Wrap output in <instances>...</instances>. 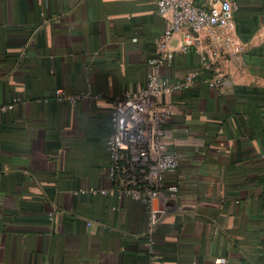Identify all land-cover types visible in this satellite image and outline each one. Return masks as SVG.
<instances>
[{
	"label": "crops",
	"instance_id": "crops-1",
	"mask_svg": "<svg viewBox=\"0 0 264 264\" xmlns=\"http://www.w3.org/2000/svg\"><path fill=\"white\" fill-rule=\"evenodd\" d=\"M230 1L220 89L170 43L161 76L200 74L169 100L176 200L150 204L87 191L112 188L114 102L147 85L156 0H0V264H264V0Z\"/></svg>",
	"mask_w": 264,
	"mask_h": 264
},
{
	"label": "built area",
	"instance_id": "built-area-1",
	"mask_svg": "<svg viewBox=\"0 0 264 264\" xmlns=\"http://www.w3.org/2000/svg\"><path fill=\"white\" fill-rule=\"evenodd\" d=\"M156 7L166 20V28L155 41L156 56L149 61L147 85L138 92H126L114 102L113 133L107 140L112 188L91 189L87 191L91 195H107L112 191L119 197L150 204L155 200H176L178 189L168 184V177L180 166L172 132L165 128L174 115L169 100L190 90L200 74L193 72L180 83L161 76V68L173 63L176 52L170 49V43L177 34L183 35L181 52L193 48L201 51L202 69L212 73V77L203 80L206 87L217 90L225 84L222 64L233 44L226 38V32L236 4L214 0L211 7H203L195 0H156ZM204 33L208 43L202 47L200 39ZM230 55L231 62L238 65L241 51L237 49ZM56 96L70 104L79 100L61 91ZM12 108V105L0 107V113ZM57 211L53 208L49 214L51 221Z\"/></svg>",
	"mask_w": 264,
	"mask_h": 264
}]
</instances>
